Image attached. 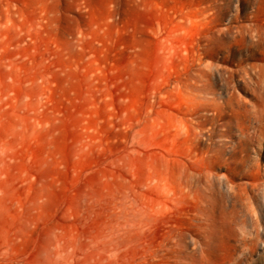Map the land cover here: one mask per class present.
I'll return each instance as SVG.
<instances>
[{
    "label": "rangeland",
    "instance_id": "374dc122",
    "mask_svg": "<svg viewBox=\"0 0 264 264\" xmlns=\"http://www.w3.org/2000/svg\"><path fill=\"white\" fill-rule=\"evenodd\" d=\"M0 97L10 214L51 115L65 232L126 229L124 264H264V0H0ZM31 249L4 218L0 258Z\"/></svg>",
    "mask_w": 264,
    "mask_h": 264
},
{
    "label": "bare ground",
    "instance_id": "6f19581e",
    "mask_svg": "<svg viewBox=\"0 0 264 264\" xmlns=\"http://www.w3.org/2000/svg\"><path fill=\"white\" fill-rule=\"evenodd\" d=\"M0 97V123L3 106ZM45 146L33 173L34 195L20 211L10 214L4 183L13 168V156L0 141V222L9 219L15 233L32 243L30 252L6 255L0 264H124L126 229L111 228L102 236L83 238L65 232L54 221L52 190L55 184L56 155L53 149L55 124L51 115L43 120ZM122 166L128 168L127 161ZM253 240V239H251Z\"/></svg>",
    "mask_w": 264,
    "mask_h": 264
}]
</instances>
